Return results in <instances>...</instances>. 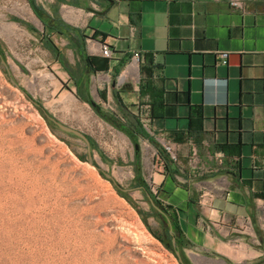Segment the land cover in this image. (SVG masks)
Returning a JSON list of instances; mask_svg holds the SVG:
<instances>
[{"label":"crops","instance_id":"1","mask_svg":"<svg viewBox=\"0 0 264 264\" xmlns=\"http://www.w3.org/2000/svg\"><path fill=\"white\" fill-rule=\"evenodd\" d=\"M75 1L73 30L58 34L93 61L79 75L60 65L68 93L85 102L94 84L137 117L136 156L142 167L152 159L147 196L192 261L264 264V0ZM54 53L58 64L63 49Z\"/></svg>","mask_w":264,"mask_h":264},{"label":"rangeland","instance_id":"2","mask_svg":"<svg viewBox=\"0 0 264 264\" xmlns=\"http://www.w3.org/2000/svg\"><path fill=\"white\" fill-rule=\"evenodd\" d=\"M35 3L39 16L28 0H0V264H181L176 249L196 264L173 245L176 233L147 196L152 159L142 167L136 156L132 115L112 96L103 102L94 84L81 102L67 91L73 81L59 76L61 64L77 75L84 68L57 29L71 24L65 16L77 2ZM50 40L63 49L58 64Z\"/></svg>","mask_w":264,"mask_h":264},{"label":"water","instance_id":"3","mask_svg":"<svg viewBox=\"0 0 264 264\" xmlns=\"http://www.w3.org/2000/svg\"><path fill=\"white\" fill-rule=\"evenodd\" d=\"M1 62L4 63V60H1ZM11 82L13 83V85L17 86V84H16L12 79H11ZM23 92H24V91H23ZM24 93H25V95H26L28 98L31 99V97H30L26 92H24ZM31 100H32V99H31ZM32 101H33V100H32ZM33 103H35V105H37V106H39L41 109H43V108H42L37 102L33 101ZM91 103H92L93 105L96 104L94 101H91ZM43 114H44L48 119H50V120H51V121H52V122H53V123L59 128V129L65 131V132H68V133H71V134L76 135L77 137H79V138H81L82 140L85 141V143L87 144L88 148L90 147V141H89L88 137H87L83 132H81V131H79V130H77V129H75V128H72V127H70V126H68V125H66V124H63V123L59 122L57 119H55L54 117H52L49 113H47L44 109H43ZM135 147L138 148L137 145H136ZM88 162H89L90 164L93 165V160H92V157H91L90 153H89V155H88ZM98 169H99V168H98ZM102 174H103L106 178L112 180V177H111V175H110L109 173L102 172ZM117 187H118L119 189L125 190V189H123V188H120L119 186H117ZM148 197H149V200H150L151 204L153 205V207H154L158 212H160L163 216L166 217L167 222L169 223V231H172L173 226H172L171 220H170V218L168 217L167 213L163 210V208H161L159 205H157V204L155 203V201H153V199L149 196V194H148ZM172 243H173L174 246H176V243H175V239H174V238H172ZM175 254H176L177 257H178L179 262H180L181 264H185V263L183 262V259H182V256H181V253H180L179 249H176V250H175Z\"/></svg>","mask_w":264,"mask_h":264},{"label":"trees","instance_id":"4","mask_svg":"<svg viewBox=\"0 0 264 264\" xmlns=\"http://www.w3.org/2000/svg\"><path fill=\"white\" fill-rule=\"evenodd\" d=\"M30 4H31V6H32V9L34 10V12H35V14L36 15H38L39 16V14H38V12H37V6L35 5V3H34V1L33 0H30ZM43 22H44V24H47L48 23V20H43ZM58 27H60V28H57V29H59V32L61 31H71V30H73V27H71L70 25H67V24H64V23H59L58 24ZM49 47L51 48V49H53V51L54 52H59V48L56 46V44L53 42V41H51L50 40V43H49ZM81 56L83 57V59H86L87 61H88V63H89V65H92V61H93V59L91 58V57H84L82 54H81ZM65 68L68 70V68L65 66ZM69 71V70H68ZM70 72V71H69ZM75 83H76V85H77V87H78V85H79V87L81 86L80 84H78V81H75ZM81 84H82V82H81ZM85 87H87V85L85 86ZM79 97L83 100V101H90L89 100V98L88 97H86V96H82V95H79ZM119 103V102H118ZM120 104V106L121 107H124L123 105H122V103H119ZM151 105V114H153V112H154V109H155V106H156V104L155 103H151L150 104ZM95 107H96V109H97V111L98 112H100L101 111V108H100V106L99 105H95ZM197 110H198V112L200 113L201 112V110H200V108H197ZM132 118L134 119V122H135V127L134 126H132V133H130L129 135H130V137L132 138V139H137V137L138 136H144V133H143V131L140 129V127H139V121H138V119H137V117H135V116H132ZM136 143H137V140H136ZM166 161V160H165ZM165 164H166V162H165ZM155 203L157 204V205H159L161 208H163V210L166 212V210L164 209V207H162V205L158 202V201H156L155 200ZM171 223H172V221H171ZM172 226H173V230L174 229H176L175 227H174V224L172 223ZM175 243H176V245L180 248H182V244H181V241H180V239H175ZM182 256V255H181Z\"/></svg>","mask_w":264,"mask_h":264},{"label":"built area","instance_id":"5","mask_svg":"<svg viewBox=\"0 0 264 264\" xmlns=\"http://www.w3.org/2000/svg\"><path fill=\"white\" fill-rule=\"evenodd\" d=\"M230 4L233 6V7H241L242 6V2L240 0H230ZM111 49L107 46V45H102L101 46V54L105 57H110L111 56ZM221 60L219 61L220 63L222 64H227V53H223L221 55ZM132 60L135 62V63H138L140 61V55L135 53L133 56H132ZM164 151L167 153L168 157L170 160H176V153L175 151L172 149V147L170 145H165L164 147Z\"/></svg>","mask_w":264,"mask_h":264},{"label":"flooded vegetation","instance_id":"6","mask_svg":"<svg viewBox=\"0 0 264 264\" xmlns=\"http://www.w3.org/2000/svg\"><path fill=\"white\" fill-rule=\"evenodd\" d=\"M44 19H47V18L44 17ZM47 20H48V19H47Z\"/></svg>","mask_w":264,"mask_h":264}]
</instances>
